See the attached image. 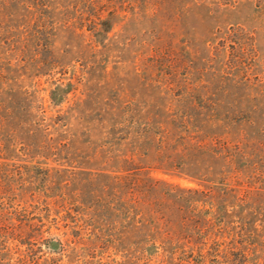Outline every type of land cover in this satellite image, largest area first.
Returning a JSON list of instances; mask_svg holds the SVG:
<instances>
[{
  "label": "rangeland",
  "instance_id": "1",
  "mask_svg": "<svg viewBox=\"0 0 264 264\" xmlns=\"http://www.w3.org/2000/svg\"><path fill=\"white\" fill-rule=\"evenodd\" d=\"M35 91L48 120L64 115L66 124L53 135H68L70 157H78L85 169L60 188L84 202L55 204L60 216L70 210L86 218L76 207L102 195L108 178L89 170L106 164L101 145L116 134L114 124L120 120H126L131 141L122 148L148 150V157L179 145L186 134L202 144L212 137L217 144L215 138L221 137L229 153H238L234 160L205 152L196 153L188 165L223 166L228 172L224 184L153 171L156 177L210 191L205 208L212 201L214 214H221V221L201 214L211 221L204 251L211 247V234L218 233L224 241L221 255L181 263L264 264V0H0V100L15 118L20 104L37 99ZM67 175L54 172L52 185ZM224 185L235 191L224 192ZM53 190L55 203L60 190ZM95 224L108 228L106 220ZM76 225L58 217L52 234L46 231L34 244L42 259L53 256L51 264H176L172 258L132 256L150 234L146 226H120L117 241H105L78 233ZM52 236L61 241L59 250L48 246ZM184 242L186 248L193 245Z\"/></svg>",
  "mask_w": 264,
  "mask_h": 264
},
{
  "label": "trees",
  "instance_id": "2",
  "mask_svg": "<svg viewBox=\"0 0 264 264\" xmlns=\"http://www.w3.org/2000/svg\"><path fill=\"white\" fill-rule=\"evenodd\" d=\"M35 96L37 99L29 106L20 104L15 118L0 100V264H51L53 256L42 259L41 248L34 244L46 231L52 234V226L58 217L75 221L76 226L81 227L78 233L87 231L105 241H117L116 232L120 226L131 227L133 223L146 226L150 234L142 239L139 252L132 255L136 260L150 261L158 257L162 262L172 258L180 264L191 257L205 261L208 255L213 258L221 255L224 241L218 233L211 234V247L204 251L209 242L211 221L201 214L216 213L211 208L214 206L212 201H209L211 206L205 208L207 200H211L208 199L211 192L156 177L153 171L159 169L165 174L206 181L213 179L224 184L228 172L223 166L212 170L210 167L197 169L188 164L196 158V153L205 155V152L219 160H234L238 153L228 152L226 140L215 138L219 141L216 144L212 137L211 142L202 144L201 140L195 141L186 134L179 145H172L171 149L165 150L167 152L148 157V150H138L133 145L129 150L122 148L130 145L131 141L126 120H120L114 124L116 134L101 145L105 153L102 162L106 164L98 170H89L90 174L108 178L102 195H97L94 203L89 201L87 205L80 203L76 207L86 214V218L72 215L70 210L60 216L55 211V204L65 206L69 203L73 207L80 199L67 196L60 188L76 180V173L85 169L81 168L83 165L78 162V157H70L72 146L68 135H53V130L66 124L64 115L58 114L56 118L51 115L48 120L47 107L36 91ZM57 104L61 101H55ZM181 124L188 126V123ZM114 158L116 163H111ZM60 171H66L68 175L60 178V184L54 186L51 183L54 172ZM53 186L60 190L55 203L49 193L54 191ZM222 188L229 194L235 191L234 187L224 185ZM85 208L91 211L87 212ZM215 217L222 220L221 214ZM99 219L106 220L108 228L96 225ZM93 226L94 231H89ZM185 238L187 242H193L190 249L181 244ZM50 239L48 246L59 250L61 241L53 236Z\"/></svg>",
  "mask_w": 264,
  "mask_h": 264
}]
</instances>
